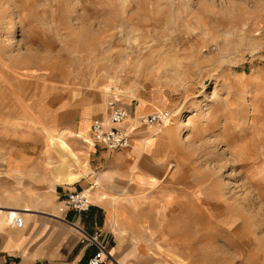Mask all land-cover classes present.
I'll return each instance as SVG.
<instances>
[{
    "label": "rangeland",
    "instance_id": "374dc122",
    "mask_svg": "<svg viewBox=\"0 0 264 264\" xmlns=\"http://www.w3.org/2000/svg\"><path fill=\"white\" fill-rule=\"evenodd\" d=\"M263 25L264 0H0V88L23 87L36 111L0 119V209L44 214L56 201L48 137L115 100L137 121L125 151L141 137L145 152L123 174L116 152L90 154L82 138L81 172L91 159V186L127 214L122 245L141 258L121 263L264 264ZM165 110L170 126L140 123Z\"/></svg>",
    "mask_w": 264,
    "mask_h": 264
},
{
    "label": "crops",
    "instance_id": "0c3cea01",
    "mask_svg": "<svg viewBox=\"0 0 264 264\" xmlns=\"http://www.w3.org/2000/svg\"><path fill=\"white\" fill-rule=\"evenodd\" d=\"M142 112H145V110L138 112L137 109L136 111V113ZM107 113L108 107L106 114L101 117L106 118ZM86 114L80 113L81 119L73 125L72 130L69 129L73 131V134H68L67 136V141L69 142L70 140V142H73V148L82 158L85 156L87 150L90 154H97L98 151L94 142H92L91 146L93 147L90 149L87 148L85 150L82 146L83 140H81L82 137L79 135H84L82 121L86 117ZM87 115L89 121L87 135L89 133L92 135L91 126L94 118L91 120L90 115ZM123 126L129 128L125 125V122ZM130 130L134 137L137 128ZM143 141L144 139L141 137L136 138L135 144L129 152H126V149L114 151L116 153L112 155V167L119 173H126L129 167L127 162L129 156L131 154L141 155L145 152L143 151ZM148 147L149 145L147 144L146 149ZM88 164L91 170L88 173L90 176V173L94 174L95 170L91 159ZM50 171L53 178L54 175L51 168ZM134 172L139 174L137 180L133 178L139 185H148V183H151L149 180L155 178L143 170L141 172L135 170L133 174ZM89 176H83L80 180L78 179L73 183L57 182L54 177L53 180L56 184H54L53 189L56 195V201L48 202L50 205L47 211L42 212L44 214H38V210L33 207H28V210H21L18 216L24 219L23 227L11 226V220L9 221L7 216L5 221L3 218L2 222H0V264H88L90 256L94 253V248L80 243L79 239L81 234L77 228L78 226L89 233L94 232L98 227H102L108 239L109 252L113 257L118 258L117 262L119 264H122L121 262L125 260L140 259L139 254L141 253L139 252L137 244L130 242L125 247L122 245L123 235L127 230L125 225L127 214H125L119 202L117 203L118 199L115 200L110 195L108 196L109 193L106 192L104 186L100 188H96L94 185L91 186L93 183ZM84 179L87 180L84 181ZM73 190H87L88 192L92 190L90 195H92L93 206L88 213L79 215L77 212L69 210L65 206V196ZM116 204L120 207L121 214L115 218L113 214L118 212ZM0 207L2 206L0 205ZM6 212L3 211L0 215ZM121 248H125V250L122 252ZM112 263L114 262L111 261L110 264Z\"/></svg>",
    "mask_w": 264,
    "mask_h": 264
},
{
    "label": "built area",
    "instance_id": "2783aa9c",
    "mask_svg": "<svg viewBox=\"0 0 264 264\" xmlns=\"http://www.w3.org/2000/svg\"><path fill=\"white\" fill-rule=\"evenodd\" d=\"M264 34V25L261 28ZM129 116V111L126 107L120 105L115 100L108 103V113L105 117L95 118L92 122L91 131L94 145L99 144L109 151H119L129 148L132 144V131L123 126ZM171 117L168 111H154L147 115H142L140 123L142 125L157 126L165 124L166 120ZM65 206L79 215L88 213L92 206L93 200L89 192L73 190L66 194L64 199ZM13 226L23 227L24 219L21 216L15 217ZM80 231V243L94 248V253L90 256L88 264H107V261L112 260V255L108 248V239L106 238L105 230L98 227L94 232L89 233L77 227ZM180 264H189L182 262Z\"/></svg>",
    "mask_w": 264,
    "mask_h": 264
},
{
    "label": "bare ground",
    "instance_id": "6f19581e",
    "mask_svg": "<svg viewBox=\"0 0 264 264\" xmlns=\"http://www.w3.org/2000/svg\"><path fill=\"white\" fill-rule=\"evenodd\" d=\"M14 30H15L14 28H11L9 30V32H13ZM33 63L34 62L30 61L28 63H24V66L31 65ZM12 69H14V68H12ZM17 73L21 77H34V78L36 77V73H34V72H32V73L28 72L27 73L26 69H23L22 72H20V73L17 72ZM2 76H3V74H2ZM17 87L15 84H12V83H7V85L3 86V82H2V86L0 88V91L1 90L2 91L0 93H2V92L5 93L4 91H6V95L4 97H2V94L0 96V119H2V120L3 119L9 120L12 118L22 119L23 116H25V115L33 116L36 114L34 102H30L32 100V97H30V98L28 97V95H30V92H27L26 89H24L21 86H19L18 89H17ZM170 118L171 117H169L166 120L168 123L165 124V126H167V127L170 126V124H171V121H169ZM127 119L128 120H126V121L130 122V125H128L129 128L133 127V125H135V122H137V121H132L129 118H127ZM136 124H138V123H136ZM68 134H73V131H70L69 129H59L56 136L48 137L47 150L48 151L50 150V152L51 151L54 152V154L56 156L55 157L49 156L50 159L46 163L49 166V168H51L53 175H54L55 179L57 180V182L59 181V182L73 183V182L77 181L78 179L80 180V178L83 175L86 176V174L84 173L85 172L84 169H88V168H87V164H85L86 160L83 159L80 156V154L73 148V146L67 141ZM79 136L84 138V141L86 142V145L88 147L92 145V142H94L91 140V138H88L85 135H79ZM143 145H145V144H143ZM51 159H53V161H51ZM55 159H57V160H55ZM171 166H173V165H171ZM82 169L84 172H81ZM138 177H139V174L137 175V173L135 172L134 179L137 180ZM149 182H151L150 184L152 186H155V187L158 184V181H155V180H149ZM98 185H99V183H94V186L96 188L99 187ZM151 188H153V187H151ZM111 196H113V195H111ZM117 198H118V196L116 197L114 195V199L116 200ZM26 210H28V209H26ZM1 212H3V211L0 209V213ZM20 213H21V211L19 209H11L10 211L6 212L7 219L9 221L11 220V222H10L11 226H13L12 223H13L15 217H17L18 214H20ZM172 260H173V262L176 261V263H178V261L180 262L178 256H173ZM165 261H167V260H165Z\"/></svg>",
    "mask_w": 264,
    "mask_h": 264
}]
</instances>
